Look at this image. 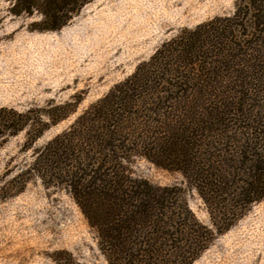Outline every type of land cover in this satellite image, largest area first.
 Segmentation results:
<instances>
[{
  "label": "trees",
  "instance_id": "obj_1",
  "mask_svg": "<svg viewBox=\"0 0 264 264\" xmlns=\"http://www.w3.org/2000/svg\"><path fill=\"white\" fill-rule=\"evenodd\" d=\"M90 1L17 6L42 15L40 30H57ZM47 150L110 264H190L213 230L176 188L133 178L125 160L182 172L219 232L264 198V0H239L232 16L183 30Z\"/></svg>",
  "mask_w": 264,
  "mask_h": 264
},
{
  "label": "rangeland",
  "instance_id": "obj_2",
  "mask_svg": "<svg viewBox=\"0 0 264 264\" xmlns=\"http://www.w3.org/2000/svg\"><path fill=\"white\" fill-rule=\"evenodd\" d=\"M238 1L92 0L65 26L40 30L38 11L0 0V264H110L47 147L163 44L232 16ZM127 156L133 178L176 188L213 230L190 264H264V198L219 232L182 172Z\"/></svg>",
  "mask_w": 264,
  "mask_h": 264
}]
</instances>
